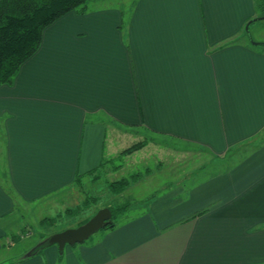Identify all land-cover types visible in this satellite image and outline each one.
Returning a JSON list of instances; mask_svg holds the SVG:
<instances>
[{
	"label": "crops",
	"instance_id": "obj_1",
	"mask_svg": "<svg viewBox=\"0 0 264 264\" xmlns=\"http://www.w3.org/2000/svg\"><path fill=\"white\" fill-rule=\"evenodd\" d=\"M260 16L258 0H138L48 26L14 85L0 84V255L23 238L26 207L101 164L110 131L143 129L216 160L252 151L193 203L180 187L93 243L7 261L264 264V42L245 34Z\"/></svg>",
	"mask_w": 264,
	"mask_h": 264
},
{
	"label": "rangeland",
	"instance_id": "obj_2",
	"mask_svg": "<svg viewBox=\"0 0 264 264\" xmlns=\"http://www.w3.org/2000/svg\"><path fill=\"white\" fill-rule=\"evenodd\" d=\"M137 2L138 0H90L88 7L115 8L123 12H132ZM262 13L259 18L262 17ZM253 24L248 25L250 26L248 30L245 28V34L255 41L264 42V20H258ZM132 133L110 131L104 155L106 162L99 171L91 176L78 177L81 181L75 184V189L62 198L57 197V201L52 200L53 196L41 197L36 200L35 205L26 207L29 211L24 214V219L20 223L26 228L14 231V234L19 236L24 233L23 238L18 240L14 247H7L4 255H0V263L12 264L11 261L14 259L29 255L39 246L50 245V238L54 234L80 227L84 221L90 220L99 210L108 206H129L126 214L119 219V223H122L147 211L150 201L169 195L170 191L180 187L186 191L181 195V199L186 203H193L194 196L189 193L197 188V185L231 173L241 164V158H247V153L252 151L244 149L245 155L230 153L225 160H216L199 148L163 141V137L153 136L143 129ZM144 140H148L146 147L119 159L123 150ZM257 145H260V142H257ZM135 174L142 178L132 184L124 194L114 196L110 193V182L123 178L130 179ZM96 176L99 178L96 179ZM79 188L80 191H76ZM87 197H96L97 200L91 199L89 207L83 208ZM79 207L82 211L73 214L72 211ZM45 219L47 221L43 223ZM104 232L101 230L86 242H95ZM8 258L13 260L7 261Z\"/></svg>",
	"mask_w": 264,
	"mask_h": 264
},
{
	"label": "trees",
	"instance_id": "obj_3",
	"mask_svg": "<svg viewBox=\"0 0 264 264\" xmlns=\"http://www.w3.org/2000/svg\"><path fill=\"white\" fill-rule=\"evenodd\" d=\"M89 2L90 0H0V84L13 86L22 66L40 49L44 30L69 12L85 10ZM258 2L263 17L264 0H258ZM147 144L148 140L135 143L123 150L119 159L143 149ZM105 162L103 159L97 168L78 177L95 174ZM78 177L76 183L81 181ZM141 178L139 174H135L130 179L123 178L119 181L110 182L109 191L114 196L124 194L132 184L137 183ZM91 199L97 200L96 197H87L82 207H89ZM107 208L112 211L113 223L102 229V232L116 230L120 225L119 219L126 214L129 206H108ZM80 211H82L81 207L72 212L74 214ZM205 212L203 211L198 215ZM88 220L84 221L83 224ZM46 221L45 219L43 223ZM51 245L39 246L37 253ZM62 253L60 252L59 255V263L63 259Z\"/></svg>",
	"mask_w": 264,
	"mask_h": 264
},
{
	"label": "water",
	"instance_id": "obj_4",
	"mask_svg": "<svg viewBox=\"0 0 264 264\" xmlns=\"http://www.w3.org/2000/svg\"><path fill=\"white\" fill-rule=\"evenodd\" d=\"M264 20V16L254 21ZM250 22L248 25H250ZM247 30L249 27L247 26ZM113 223V214L110 208H103L92 217L87 223L81 225L76 229H68L61 233L54 234L50 238V244L57 245L59 250L63 252L67 246H75L83 244L93 235L100 232L105 227Z\"/></svg>",
	"mask_w": 264,
	"mask_h": 264
}]
</instances>
